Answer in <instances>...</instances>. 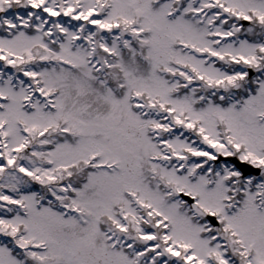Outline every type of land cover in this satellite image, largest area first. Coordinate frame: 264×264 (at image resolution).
Masks as SVG:
<instances>
[{
    "label": "snow or ice",
    "instance_id": "snow-or-ice-1",
    "mask_svg": "<svg viewBox=\"0 0 264 264\" xmlns=\"http://www.w3.org/2000/svg\"><path fill=\"white\" fill-rule=\"evenodd\" d=\"M0 264H264V0H0Z\"/></svg>",
    "mask_w": 264,
    "mask_h": 264
}]
</instances>
